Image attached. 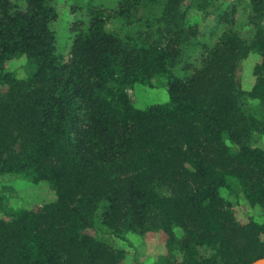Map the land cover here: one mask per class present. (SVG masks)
I'll return each mask as SVG.
<instances>
[{
	"label": "trees",
	"instance_id": "1",
	"mask_svg": "<svg viewBox=\"0 0 264 264\" xmlns=\"http://www.w3.org/2000/svg\"><path fill=\"white\" fill-rule=\"evenodd\" d=\"M64 1L60 38L58 0H0V185L53 195L11 211L0 197V264H124L109 236L148 232L166 236L159 264L264 257V222L233 210L264 213V0L240 16L212 0ZM192 12L224 24L213 42ZM155 83L167 100L137 107L127 90Z\"/></svg>",
	"mask_w": 264,
	"mask_h": 264
},
{
	"label": "rangeland",
	"instance_id": "2",
	"mask_svg": "<svg viewBox=\"0 0 264 264\" xmlns=\"http://www.w3.org/2000/svg\"><path fill=\"white\" fill-rule=\"evenodd\" d=\"M20 2V0H13ZM211 12H216L219 9L227 8L235 3L238 9V15H242L243 4L246 0H212ZM109 2V1H107ZM59 18L54 24V28L60 38H65L67 35L66 26L72 18L68 7L64 0H58ZM191 18L199 24V40L208 43L213 42L218 34L222 32L224 24L218 23L214 19V13L203 14L200 12H192ZM243 23V22H242ZM240 23L241 30H245V26ZM256 61V56L251 54L244 59L237 71V79L240 86L244 90H248L253 82L252 68ZM12 67H16L15 62L11 63ZM21 70H19V73ZM177 72V70H176ZM129 96L137 107L143 108L151 103H160L167 100V92L165 83H155L153 87L139 85L133 89L127 90ZM260 144H264V137L260 139ZM0 197L3 200V209L11 211L16 207L36 208L44 202L53 198L52 192L44 183L32 184L25 179H7L3 177L0 185ZM233 210L236 218L240 222L246 221L250 215L255 220L264 222V213L259 207H250L242 202L234 204ZM0 216H5V211H0ZM93 233V231H91ZM102 237L109 236L106 232H99ZM98 233V234H99ZM113 244L125 250L126 257L124 264H159L160 256L166 254V236L161 232H148L144 236L130 235L129 240L121 241L115 237L109 236Z\"/></svg>",
	"mask_w": 264,
	"mask_h": 264
},
{
	"label": "water",
	"instance_id": "3",
	"mask_svg": "<svg viewBox=\"0 0 264 264\" xmlns=\"http://www.w3.org/2000/svg\"><path fill=\"white\" fill-rule=\"evenodd\" d=\"M250 264H264V257H260L254 260L253 262H251Z\"/></svg>",
	"mask_w": 264,
	"mask_h": 264
}]
</instances>
